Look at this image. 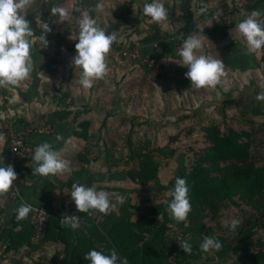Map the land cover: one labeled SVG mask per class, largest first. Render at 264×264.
Instances as JSON below:
<instances>
[{"label":"rangeland","instance_id":"rangeland-1","mask_svg":"<svg viewBox=\"0 0 264 264\" xmlns=\"http://www.w3.org/2000/svg\"><path fill=\"white\" fill-rule=\"evenodd\" d=\"M143 2L33 0L27 18L37 25L38 35L31 38L34 68L19 86H0L2 123L19 131L18 126L23 130L68 126L73 130L72 143L76 144L79 158L99 160L107 168L113 166L120 181L126 179L128 171L139 172L147 161L155 162L158 172L150 182L144 186L134 182L133 203L138 210L134 212L135 221L141 215L156 220L158 210L170 217L165 202L171 199L175 177L195 166L210 146L205 126L215 124L222 132L228 128L252 132L250 159L264 167V101L256 100L264 85V49L246 54V42L236 28L252 10H264V0H204L209 5L207 14H198L201 0H165L169 19L160 24L143 16ZM187 3L194 14L193 23L187 21L181 7ZM55 5H76L80 11L61 22L51 14ZM97 5L102 7L99 13ZM84 12L106 26L107 31L117 14L130 15L129 22L119 28L120 39L107 56L108 75L89 90L79 85L80 69L71 63L77 21ZM210 15L219 16L218 22L226 24L225 37L205 31L211 24ZM44 23L51 28L46 34V46L39 38ZM193 34L202 39L203 52L224 63L226 74L216 88L195 89L185 76L179 81L172 74L174 70L183 75L187 71L177 64L176 50L182 39ZM123 50L136 52L141 59L124 57ZM144 58L168 66L170 74L156 75ZM239 64L242 65L238 67ZM232 198L233 201L210 199L207 204L197 203L183 221L196 232L193 253L199 252L196 246L205 235L230 241L226 257L210 263L204 252H199L197 261L191 264H264V256L259 257L260 251L264 254V221L243 190H237ZM232 219L242 221L235 231L229 228ZM240 229L246 231L242 234ZM158 239L162 251L164 237ZM36 251L41 256L37 253L33 264H52V260L62 264L60 249L41 246Z\"/></svg>","mask_w":264,"mask_h":264},{"label":"clouds","instance_id":"clouds-1","mask_svg":"<svg viewBox=\"0 0 264 264\" xmlns=\"http://www.w3.org/2000/svg\"><path fill=\"white\" fill-rule=\"evenodd\" d=\"M33 0H0V86H19L27 80L34 68L32 55V40L34 30L32 23L27 18ZM98 13L102 7L97 5ZM51 14L59 17L60 21L67 20L73 12L80 11L76 5L51 7ZM142 14L149 17L153 23L160 24L169 19V9L165 6V0H144ZM209 5L201 0L198 14H207ZM219 16L214 17L216 21ZM75 53L71 63L74 68H79V85L84 90H89L96 81L104 79L109 73L107 56L119 36L116 31L108 32L106 26H101L97 19L84 12L77 21ZM237 32L246 42V54H255L264 49V10L254 9L237 26ZM51 31L49 23H44L41 28L40 40L45 46L48 44L46 34ZM203 41L199 35L187 36L182 45L176 50L179 56L177 64L186 67L184 76L190 81L191 87L216 88L223 82L225 66L221 59L203 52ZM257 101H264V85L256 95ZM62 139L61 135L56 140ZM33 176L58 175L70 170L69 162L62 158V153L56 149L53 143L44 141L34 146L31 156ZM17 179V173L12 164L5 165L3 156H0V196L6 194L13 182ZM79 213L92 215L94 211L107 215L112 211V194L96 185L87 186L79 182L71 184L69 193ZM171 199L166 201L167 211L176 222L187 219L192 209L190 198V186L185 177L176 176L170 189ZM123 203V197H119ZM32 210V205L22 202L14 209L16 220L27 219ZM60 225L72 231L80 228V217L75 214H63ZM242 223L239 219H232L229 228L235 231ZM180 243L185 253L192 252V243L183 240ZM203 252L218 251L221 242L205 235L199 245ZM89 264H129L126 256L120 255L115 248H91L83 255Z\"/></svg>","mask_w":264,"mask_h":264},{"label":"trees","instance_id":"trees-1","mask_svg":"<svg viewBox=\"0 0 264 264\" xmlns=\"http://www.w3.org/2000/svg\"><path fill=\"white\" fill-rule=\"evenodd\" d=\"M181 7L184 9V13L187 14L185 16L187 21L193 23L194 14L189 4L187 3L186 6L181 5ZM129 16V14H117L115 16V22L108 25V32H118L119 28L129 22ZM214 17L210 15V18H208L211 24L205 27V31L209 35L225 37L227 35L226 24L223 23L224 25H222ZM32 27L34 30L33 36H37L36 22L32 23ZM192 27L198 29L196 24H192ZM241 65L239 64L238 67ZM204 131L210 143V146L205 149V157H199L195 166H192L191 169H185L182 175H180L186 178L190 186L192 207L196 206L197 203L207 204L211 200L214 202L224 200L233 201L232 195L237 190H243L250 205L260 213L259 219H261V222L264 221V167L256 166L250 159L252 132L239 131L234 128H228L226 132H222L215 124L205 126ZM75 133L77 134V132ZM207 163L211 165L207 166ZM157 172L158 165L152 160H149L139 172L128 171L127 177L136 184L144 186L157 175ZM28 217L31 230L26 238V246L29 250L36 251L41 246L49 248L48 246L51 245V242L61 241L66 243L65 253L67 260L71 259L72 264H89L83 255L93 247L99 249L92 236L89 233H84L80 229L71 231V240L65 239L63 227L59 223L60 217L55 214L50 215L44 238L38 246H35L32 243L33 224L30 216ZM155 219L149 220L145 215H141L132 223H118L114 225L113 229L120 232L119 237L117 238L112 233H109L108 236H102L100 241L101 247L103 249L115 248L120 255L128 258L129 264H167V254L173 247L170 243L169 230L172 227L180 228L179 226H181L185 232H190L192 235V239L189 241L192 243L193 249V244H195L194 238H196L194 227H185L175 222L169 223L171 221H167V217L163 221L158 217H155ZM255 225L256 223L252 224V226ZM239 231L243 234L246 230L240 229ZM162 236L165 241V245H162L163 252L158 243V238ZM215 238L223 246L220 251L215 253L213 251L204 252L207 261L210 263L218 260L220 256L226 257L228 254L227 249L230 245L228 239H224L221 236ZM197 240L200 242L198 238ZM199 245L196 246V250L203 252ZM193 251L191 253H185L184 250H180V261L183 264H191L193 260L197 261L199 252H195V254ZM36 253L41 256L39 251H36ZM261 255L264 256L262 251H260L259 257Z\"/></svg>","mask_w":264,"mask_h":264},{"label":"crops","instance_id":"crops-1","mask_svg":"<svg viewBox=\"0 0 264 264\" xmlns=\"http://www.w3.org/2000/svg\"><path fill=\"white\" fill-rule=\"evenodd\" d=\"M47 126L42 131L29 134L25 133L21 126H18L23 133L24 147L29 151L30 156L26 162L18 167L23 200H14L7 193L0 196V264H33V259L38 258L37 253L29 250L26 246V238L31 230L29 217L19 221L15 218L14 209L22 202L43 205L51 211V214L60 218L65 213L79 215V229L83 230L84 233H89L99 249L102 248L100 243L102 236H108L109 233H112L117 238L119 237L120 232L113 229L114 225L135 221L134 212H138V210L134 208L135 203H133L134 198H136L134 197V182L129 181L128 177L120 181L113 166L109 165L107 168L99 160L91 158L81 160L77 154V149H75L76 144L72 143L74 142V135H72L73 130H70V127L52 128L51 125ZM58 134L62 136L59 141L56 140ZM44 141L53 143L54 147L61 151L62 158L69 162V171L55 176H33L31 156L34 146ZM4 147L3 141L0 139V156H2ZM73 182L87 186L96 185L98 189L108 191L112 194V211L107 215L96 211L92 215L79 213L69 194ZM144 192L146 193V190L142 194ZM119 197H123V203L120 202ZM156 217L162 221L167 217V221H171L169 223L178 224L161 210H158ZM179 223L188 227L187 223ZM71 231L63 227L65 239H72ZM50 244L49 247L61 250L63 254L62 264H72L71 259H66L65 242L55 241ZM35 263L37 264V262ZM52 264H55L54 260H52Z\"/></svg>","mask_w":264,"mask_h":264},{"label":"built area","instance_id":"built-area-1","mask_svg":"<svg viewBox=\"0 0 264 264\" xmlns=\"http://www.w3.org/2000/svg\"><path fill=\"white\" fill-rule=\"evenodd\" d=\"M183 40V39H182ZM166 41H170L167 39ZM124 57L141 59L138 53L123 50ZM144 63L149 64V68L155 72L156 75L170 74L168 66H162L156 61H151L147 58L143 59ZM179 81L183 80V74L177 73L175 70L172 73ZM42 131V128H33L24 130L25 133ZM0 139L4 141L5 149L2 152L5 165L12 164L17 173V179L13 182L10 190L7 192L8 196L14 200H23L21 180L18 174V167L26 162L30 156L29 151L24 147L23 133L15 129L12 125H6L0 121ZM32 205V210L29 214L31 222L33 224L32 243L38 246L47 230V221L50 218V210L43 206L37 205L31 202H27ZM172 227L169 230L170 243L172 248L167 254V264H183L179 258V251L183 250L180 246L181 241L191 240L192 235L190 232H185L184 229L179 226Z\"/></svg>","mask_w":264,"mask_h":264}]
</instances>
